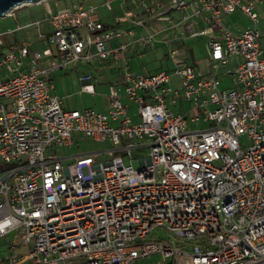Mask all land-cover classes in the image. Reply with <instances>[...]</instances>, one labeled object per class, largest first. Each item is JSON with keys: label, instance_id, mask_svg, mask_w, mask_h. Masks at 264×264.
<instances>
[{"label": "built area", "instance_id": "1", "mask_svg": "<svg viewBox=\"0 0 264 264\" xmlns=\"http://www.w3.org/2000/svg\"><path fill=\"white\" fill-rule=\"evenodd\" d=\"M259 1L176 4L192 8L183 19L185 30L206 37L217 65L229 55L241 58L230 87L220 88L216 74L192 66L149 75L126 66L123 87L110 90L105 112L64 108L47 75L125 51L134 42L133 27L109 29L97 6L78 5L26 24L35 38L18 46L5 38L10 31L0 32V70L6 72L0 78V239L12 236L0 250V264H132L154 253L165 264H264V37L254 13ZM237 9L252 26L236 35L224 18ZM155 34L139 40L149 42ZM123 35L131 39L106 47ZM34 41L48 47L34 48ZM176 54L170 51L172 58ZM48 57L50 66H40ZM79 80L81 92L94 93L91 74ZM122 97L136 106L137 122ZM179 101L191 107L171 109ZM200 121L211 125L196 128ZM72 132L109 140L121 154L106 162L84 154L67 164L47 154L53 146L70 147ZM121 137L144 142L121 145ZM141 146L149 147V155L137 160L139 167L124 164L123 155L131 161L132 149ZM5 163L13 166L1 169Z\"/></svg>", "mask_w": 264, "mask_h": 264}, {"label": "rangeland", "instance_id": "2", "mask_svg": "<svg viewBox=\"0 0 264 264\" xmlns=\"http://www.w3.org/2000/svg\"><path fill=\"white\" fill-rule=\"evenodd\" d=\"M130 1L131 0H40L35 3H23L22 5H17V8L15 9L14 6L9 15L0 16V32L10 31L5 35V38L7 40H15V42L20 41L25 36H28L27 31L32 29L31 27L25 28L26 24L34 21L35 19H39L44 15L51 14L58 9L72 8L78 5H82L84 7L97 6L101 20L108 24L111 29L120 28L121 26L125 25V23H127V18H131L129 10L130 6H128ZM143 1L144 0L137 1L138 8L144 9V7L141 6ZM137 12L140 14L141 10H138ZM184 13L185 12L179 7H175L174 9L169 10L168 13L153 15V18L146 22V26L148 29H150V31L160 33L156 36L154 41H151L149 45L147 44L142 46L139 51L136 50L138 51L136 53L141 55H132L129 66L133 71H130L133 74L149 75L161 70L173 72L175 67L181 68L184 66H192L205 75L209 73L216 74L221 81L220 88L230 87L231 83L228 73L235 70V64L237 62L236 56L229 55L227 64L217 66V64L208 57L209 49L206 38L190 37L188 35L187 31L185 30V22H183V17L185 16ZM254 13L258 19L257 28L264 37V0H260L255 4ZM226 22H228L231 29L244 30L252 26V22L248 19V17L243 15L238 9L226 17ZM34 38L35 37L33 35L32 39ZM261 43L263 44V39H261ZM38 44L41 45V49L48 47V45L43 41H40ZM175 49L177 50V54L172 58L168 51ZM56 60L57 62H61L59 58H56ZM103 60L105 59H101L98 62ZM89 63L93 62H87L85 60L73 62L66 68L58 69L55 73H51V75L53 76V80L55 79V75L56 78H61L63 80L65 89L70 87V90L73 91L71 86L77 84V81L80 82V74L86 71L90 72L93 77L92 81L95 94H80L76 92L74 97L81 100L82 102V105H80L79 108H85L89 106L96 109L98 107V93L104 92V89L108 88L109 82L105 76L106 72L101 68V66H95L92 68ZM5 74V71L3 72L0 70L1 79L5 77ZM96 79H99V83L96 82ZM182 102V108H175L177 112H183L191 107L190 102ZM136 110V106H134L128 111L133 122H137L139 120L137 116H132L134 113H136ZM210 125V122L200 121L195 127L206 128ZM71 139L72 145L70 147L53 146L48 149L47 154H52L58 157H63L64 155L72 156L75 154H91L95 162H106L109 161L114 155L121 154L119 151L113 150L116 154L111 151L116 146H114L109 140L96 141L80 132H72ZM241 139L244 142V146L250 143L245 135L241 136ZM143 142L144 139H140L138 137H121L120 144L139 145ZM132 155L133 158L131 161L129 160L128 156L123 155V162L124 164L132 165L135 169H137L139 167L137 160L139 158L148 157L149 147L141 146L133 148ZM69 161V159H65L63 160V164H67ZM12 166L13 164L11 163H5L4 165H1V169L10 168ZM154 232L163 234L164 236L169 235L164 232L163 229H155ZM11 237L12 236L10 235L7 239H11ZM7 239H0V250H3V246L7 242ZM20 250L23 251L21 248ZM162 261V254L154 253L150 256L139 258L132 264H161ZM169 262L170 260L166 259V263L168 264Z\"/></svg>", "mask_w": 264, "mask_h": 264}, {"label": "crops", "instance_id": "3", "mask_svg": "<svg viewBox=\"0 0 264 264\" xmlns=\"http://www.w3.org/2000/svg\"><path fill=\"white\" fill-rule=\"evenodd\" d=\"M118 1H120V0H118ZM137 1L138 0H131L128 3V6H130L129 10H130L131 18H129V19L127 18V23H125V25L121 26L120 28H115V29H127L129 27H133L134 35L132 37V40L134 42L129 44L128 48L125 51H113V52H111L107 56V58L105 60L101 61V62H98L100 60L96 59V58L87 61V62H91V61L93 62V63H89V65L92 68H94L95 66H101V68L103 70H105V72H106L105 76H106V78H107V80L109 82L108 83L109 84L108 88L104 89V92L98 93V96H99V98L97 99L98 107L96 109L92 107L96 111L105 112L107 110V108H108L107 95H108V93L110 92V90L112 88H114V87L122 88L123 87L124 83L122 81V78H123L124 67L127 66L129 68V70H132L130 68V66H129V63H131L132 55L133 56L141 55V54H138L136 52H138L139 49L142 46L147 45V44L149 45L151 43V41H154L156 36L160 33V32L150 31V29H148L147 26H146V22H148V20L152 19L153 18L152 16L155 15V14H158V15L165 14V13H168L169 10L174 9L175 7L178 8V6L176 5V0H144L143 2L145 4L147 3L148 6L147 5L146 6L148 7V9L147 10H143V9L137 7ZM184 1L186 3H190L192 0H184ZM179 8L185 12L184 13L185 16L183 17V19L186 18V17H189L191 15V13H192V8L191 7L183 8V7L180 6ZM138 10H141L140 14L137 12ZM98 14H99V12H98ZM229 15L230 14L225 16V18H224L225 22H226V17L229 16ZM99 17H100V15H99ZM132 19L140 20L142 22V25H136V24L132 23L131 22ZM101 21L104 23V25L107 28L111 29L108 26V24H106L103 20H101ZM183 22H185V21L183 20ZM226 23H228V22H226ZM25 28H27V27H25ZM112 29H114V28H112ZM230 29H231V27H230ZM231 30L236 35L239 34L242 31L241 29H233V28ZM147 32L156 33V34H155L154 38L151 41H149V42L140 41L139 38L141 36H143L144 34H146ZM35 34H36L35 30L32 28V29L27 31V35L28 36H25L20 41H17V42H15V40H7V41H8L9 44H14V46H18V44L20 42H22L23 40H34V39H32V36L33 35L35 36ZM130 39L131 38L129 36H127V35H123V36H121L119 38H113V39H111V40L106 42V47L108 49H115V47H117L120 43L128 42ZM206 41H207V39H206ZM39 42L40 41H34L33 42V47L41 49L42 47H41L40 44H38ZM35 46H37V47H35ZM136 50H138V51H136ZM170 51H168L169 54H170ZM208 57L210 59L209 55H208ZM236 58H237V62H239L240 59H241L238 56H236ZM51 60H52L51 57H48V58L44 59L41 62L40 66H42V67L43 66H45V67L50 66ZM237 62H236V64H237ZM97 64H99V65H97ZM217 66H220V65H217ZM56 71L57 70L51 71L47 75V77L49 78L50 83H52V85H53L52 92L56 93L57 95H59L62 98V105H63L64 108H66V109H83V108H79L80 105H82V102H81V100L76 99L74 97L75 93L76 92H78L80 94H89V93H84V92L80 91L81 82H78V81H77V84H74L73 86H71L73 88V91L70 90V87L68 89H65V86L63 84V80L61 78H56V75H55L54 76L55 79L53 80V78H52L53 76L51 75V73L53 74ZM231 73L232 72L228 73V77H230ZM83 74H91V73L86 71V72H83L80 75H83ZM96 82L99 83V79H96ZM93 94H95V89H94V93ZM122 100H123V102L129 104V110L135 106L133 103H129L126 97H122ZM170 107H172V109H174V110H175V108H182L183 107V102L179 101V102H177V104L175 106L170 105ZM134 114L132 116H134ZM111 124H114V123H111ZM113 150H114V148L111 151L114 152ZM114 154H116V153L114 152ZM80 155H82V154H75V155H72V156L64 155L62 158H63V160H65V159L66 160H68V159L72 160V158H74L76 156H80Z\"/></svg>", "mask_w": 264, "mask_h": 264}, {"label": "water", "instance_id": "4", "mask_svg": "<svg viewBox=\"0 0 264 264\" xmlns=\"http://www.w3.org/2000/svg\"><path fill=\"white\" fill-rule=\"evenodd\" d=\"M39 0H0V16H3L6 12L11 10L14 6L22 4V3H35ZM180 0H176V4L179 3ZM165 264V263H161Z\"/></svg>", "mask_w": 264, "mask_h": 264}]
</instances>
